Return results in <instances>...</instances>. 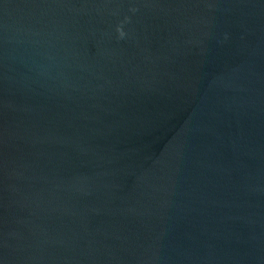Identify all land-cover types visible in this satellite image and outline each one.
Wrapping results in <instances>:
<instances>
[{"label": "water", "instance_id": "1", "mask_svg": "<svg viewBox=\"0 0 264 264\" xmlns=\"http://www.w3.org/2000/svg\"><path fill=\"white\" fill-rule=\"evenodd\" d=\"M0 264H264V0H0Z\"/></svg>", "mask_w": 264, "mask_h": 264}]
</instances>
